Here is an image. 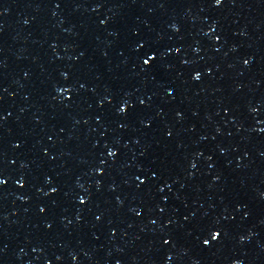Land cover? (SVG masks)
Masks as SVG:
<instances>
[{
	"label": "snow or ice",
	"instance_id": "1",
	"mask_svg": "<svg viewBox=\"0 0 264 264\" xmlns=\"http://www.w3.org/2000/svg\"><path fill=\"white\" fill-rule=\"evenodd\" d=\"M146 63H147V61H146Z\"/></svg>",
	"mask_w": 264,
	"mask_h": 264
}]
</instances>
